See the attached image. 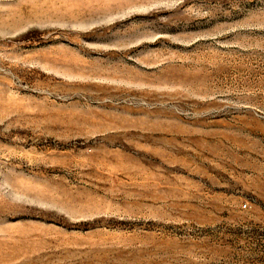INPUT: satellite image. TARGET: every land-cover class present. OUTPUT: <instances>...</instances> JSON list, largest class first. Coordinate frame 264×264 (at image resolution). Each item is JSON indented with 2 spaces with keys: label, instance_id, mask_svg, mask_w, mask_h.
Listing matches in <instances>:
<instances>
[{
  "label": "rangeland",
  "instance_id": "1",
  "mask_svg": "<svg viewBox=\"0 0 264 264\" xmlns=\"http://www.w3.org/2000/svg\"><path fill=\"white\" fill-rule=\"evenodd\" d=\"M0 264H264V0H0Z\"/></svg>",
  "mask_w": 264,
  "mask_h": 264
}]
</instances>
